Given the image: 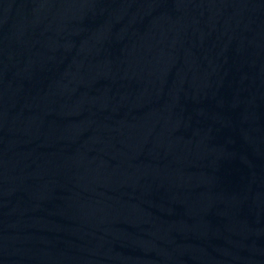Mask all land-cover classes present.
Masks as SVG:
<instances>
[{
    "label": "water",
    "instance_id": "1",
    "mask_svg": "<svg viewBox=\"0 0 264 264\" xmlns=\"http://www.w3.org/2000/svg\"><path fill=\"white\" fill-rule=\"evenodd\" d=\"M0 264H264V0H0Z\"/></svg>",
    "mask_w": 264,
    "mask_h": 264
}]
</instances>
